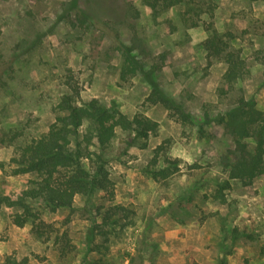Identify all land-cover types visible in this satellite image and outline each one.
<instances>
[{"label":"rangeland","instance_id":"374dc122","mask_svg":"<svg viewBox=\"0 0 264 264\" xmlns=\"http://www.w3.org/2000/svg\"><path fill=\"white\" fill-rule=\"evenodd\" d=\"M73 1L0 0V194L16 198L36 179L11 175L10 158L15 146L54 122L69 87L78 91L79 102L96 98L129 118L143 114L158 123V131L146 149L134 146L121 157L117 138L123 134L116 131L107 155L114 200L98 194L89 206L100 212L123 207L113 229L91 237V215L79 196L72 211L50 212L27 202L31 214L57 232L67 231L71 249L61 256L53 235L39 239L30 220L16 227L12 217L22 210L1 207L0 264H216L225 249L227 264H264V174L249 187L230 179L234 145L222 125L211 121L205 135L198 134L199 122L233 107L238 89L264 111L263 69L256 60L264 48V0H194L203 5L188 13L184 4L154 13L145 0H75L76 8ZM212 30L235 35L232 44L248 69L233 92L221 94L226 65L209 63L200 46ZM133 41L152 57L166 56L154 80L183 104L192 123L171 119L161 105L144 104L150 86L140 73L120 79L118 45ZM159 145L164 151L153 167ZM152 167L167 168L169 176L153 179L147 173ZM216 182L227 185L220 189ZM234 228L244 235L232 241Z\"/></svg>","mask_w":264,"mask_h":264},{"label":"trees","instance_id":"16d2710c","mask_svg":"<svg viewBox=\"0 0 264 264\" xmlns=\"http://www.w3.org/2000/svg\"><path fill=\"white\" fill-rule=\"evenodd\" d=\"M198 3H194V0H145V4L154 13L158 9L165 10L180 4L185 5V13H188L193 8L200 10L203 2ZM73 5L76 8L75 0ZM213 9L210 4L207 6L206 12L210 19ZM196 25L195 22L191 24ZM235 38L230 32L221 34L212 30L200 44L209 63L218 60L226 65L219 90L221 94L233 92L235 84L248 74L240 50L232 44ZM135 42L130 46L122 43L118 45L122 58L120 79L125 81L140 73L150 86V93L145 97L144 104L161 105L171 119L192 123V117L185 112L183 104L165 95L154 80V73L161 69L166 56L160 54L152 57L142 45ZM146 60H151L148 68H145ZM256 60L262 66L264 77V48L256 51ZM69 90L57 104V115L48 129L28 142L14 147L10 158V163L14 165L11 175L35 174L36 179L30 180L16 198L0 194V208L22 210V214L12 217L13 225L21 228L30 220V232L39 239L44 238L43 241H48L53 235V244L57 245L61 256L67 255L71 249L67 231L57 232L38 216L31 214L27 202H39L50 212L72 211L74 198L79 196L84 204L83 209L91 215L89 235L93 238L96 235H105L103 228H114V224L120 220V213L124 211L123 207L109 206L102 212L99 207L94 212L89 206L98 194L108 203L114 200L115 188L109 167L111 160L107 155L112 141L117 138L116 131L120 130L123 134L117 138L119 157L125 156L128 149L134 146L141 150L146 149L148 138L155 136L158 131V123L143 114L136 113L129 118L116 108L101 104L96 98L79 102L78 91L72 87ZM237 92L233 107L213 119L206 117L204 122L198 123V134L204 136V125L211 121L222 125L224 134L229 136L234 145L228 176L239 181L242 186L249 187L256 177L264 174V111L257 110L252 100L241 95V90L238 89ZM163 151L161 145L154 150L151 166L154 167L158 155ZM166 163L171 162L166 160ZM0 167L2 168V164ZM153 167L147 171L153 179H158V176L165 179L169 176L167 168L155 170ZM216 185L222 189L227 182H216ZM99 216L101 220L97 223ZM68 222L65 220L64 223ZM221 232L224 233L225 230L221 229ZM243 235L244 232L234 228L230 237L234 241ZM225 251L216 264H227L226 255L230 253V249ZM8 263L14 261L9 259Z\"/></svg>","mask_w":264,"mask_h":264}]
</instances>
